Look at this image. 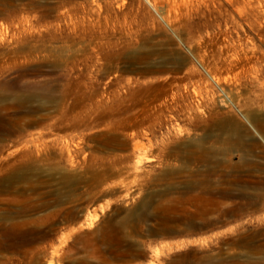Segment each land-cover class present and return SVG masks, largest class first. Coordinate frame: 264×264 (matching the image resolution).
<instances>
[{
  "label": "rangeland",
  "instance_id": "374dc122",
  "mask_svg": "<svg viewBox=\"0 0 264 264\" xmlns=\"http://www.w3.org/2000/svg\"><path fill=\"white\" fill-rule=\"evenodd\" d=\"M149 1L0 0V264H264V0Z\"/></svg>",
  "mask_w": 264,
  "mask_h": 264
},
{
  "label": "bare ground",
  "instance_id": "6f19581e",
  "mask_svg": "<svg viewBox=\"0 0 264 264\" xmlns=\"http://www.w3.org/2000/svg\"><path fill=\"white\" fill-rule=\"evenodd\" d=\"M148 2H149V4L150 5H152L151 4V2L149 1V0H147ZM236 54L237 55H239L240 57L238 58V59H240V58H245V59H247V60H250L251 59V56L254 54V52H252V54L250 55L248 52H243V53H238L237 51H236ZM235 57L237 58V56L235 55ZM210 200H211V202H214V203H218V200L217 199H214V197H213V199L212 198H209ZM218 210V209H217Z\"/></svg>",
  "mask_w": 264,
  "mask_h": 264
}]
</instances>
